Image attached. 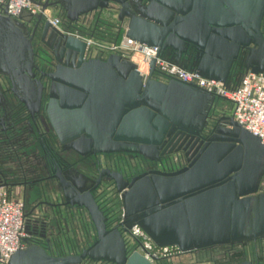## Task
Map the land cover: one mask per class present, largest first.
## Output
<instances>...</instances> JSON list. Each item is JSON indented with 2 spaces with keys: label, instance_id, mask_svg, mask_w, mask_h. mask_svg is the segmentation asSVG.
Segmentation results:
<instances>
[{
  "label": "water",
  "instance_id": "obj_1",
  "mask_svg": "<svg viewBox=\"0 0 264 264\" xmlns=\"http://www.w3.org/2000/svg\"><path fill=\"white\" fill-rule=\"evenodd\" d=\"M39 6L34 16L0 15V76L26 107L31 103L36 112L42 108L60 144L82 154H155L171 131L197 134L221 99L158 74L154 60L143 78L128 59L97 55L84 40L47 22L41 37L55 42L53 65L50 72L34 78L31 37L23 23L32 17L40 20L47 8L58 6L68 23L109 11L119 26L123 24L127 39L155 47L157 57L207 80L230 83L231 67L241 58L249 72L264 76L259 31L264 0H44ZM44 92L46 102L41 105ZM4 122L8 129L0 141V187L12 193L20 187L14 183L20 175L14 164L21 159L8 151L19 125L0 112V124ZM211 133L210 143L174 173L143 174L130 181L127 191L120 193L123 225L138 226L156 247L176 246L182 252L264 239V192L259 191L264 146L223 113ZM178 161L174 155L168 162ZM73 173L71 178L52 174L20 191L22 198L31 200L23 215L28 237L25 248L6 264H80L84 258L152 264L136 251L126 254L118 233L104 231L91 197V179ZM114 181L120 192L119 179ZM60 199L82 209L96 230V241L78 255L51 257L30 240L60 214L54 205Z\"/></svg>",
  "mask_w": 264,
  "mask_h": 264
},
{
  "label": "flooded vegetation",
  "instance_id": "obj_2",
  "mask_svg": "<svg viewBox=\"0 0 264 264\" xmlns=\"http://www.w3.org/2000/svg\"><path fill=\"white\" fill-rule=\"evenodd\" d=\"M51 1L54 0H48V2ZM48 9H55L61 13L59 25L64 27V25L75 24V22L68 23L64 20V14L58 6L47 8L42 13L40 20L32 17L29 23H23L28 37H31L32 63L34 65L31 68V73L34 74V78H39L40 74L50 72L53 65L51 56L56 49L55 42L52 39L47 40L46 37H41L44 22L50 25L49 19L51 18L47 16ZM99 19L100 16L95 22L96 31L94 34L96 36L94 38L97 40L107 37L106 40L108 41L104 40L103 42L110 43L109 35L113 34L114 26ZM259 31L264 40V15L260 20ZM241 61H243L242 58L232 65L231 81L236 82L248 72ZM160 78L163 77L160 76ZM10 90L11 87L7 79L0 76V112L6 117L16 120L18 122L16 124L19 125V130L14 134L8 151L10 154L17 152L18 158L21 159L14 164L18 174H20L14 183L20 187L33 188L52 174L58 173L61 176L71 178L74 176L73 170H76L78 173L87 175L91 179L89 189H91V197L100 213L99 218L102 221L104 231L118 233L126 254L136 251L142 256L143 253L138 240L131 235L133 226L127 228L122 224L123 210L120 193L127 191L130 181L139 175L146 174L148 176L156 172L169 174L184 167L186 159H191L192 155L194 156L201 148L210 143L208 139L213 135L211 133L212 128L217 118L222 115V107L218 101L209 110L201 130L197 134L178 130L171 131L168 137L162 140L163 142L155 154L149 151H145L146 154L144 155L131 152L95 155L88 152L82 154L83 152L72 150L68 144L58 142L42 108L36 112L34 107L29 105L31 103L26 107L19 97L12 94ZM29 96L30 94H27V97ZM45 102L46 94L44 92L41 105ZM223 114L230 116L226 112ZM7 129L8 126L5 122L0 124L1 143H3L2 139L7 136ZM174 155L178 156L179 159L176 165L168 162ZM24 169H26L27 174L24 173ZM114 178H118L122 185L120 192H117ZM3 188L10 196L8 188ZM54 205H57L60 214L47 221L45 227L38 228L36 236H30L31 243L37 245L46 255L51 257L80 254L96 241L97 234L94 226L82 209L69 206L62 199L55 202ZM212 252H214V256L210 255ZM147 260L152 264H159L162 261L168 262V260H176L172 264H264V239L257 238L245 245L227 244L186 252H182L173 246L167 254L151 257ZM80 264L112 263L90 261L84 258Z\"/></svg>",
  "mask_w": 264,
  "mask_h": 264
},
{
  "label": "built area",
  "instance_id": "obj_3",
  "mask_svg": "<svg viewBox=\"0 0 264 264\" xmlns=\"http://www.w3.org/2000/svg\"><path fill=\"white\" fill-rule=\"evenodd\" d=\"M41 2L43 0H0V15L18 19L20 14L25 12L34 16L40 12ZM49 23L50 26L64 32L59 26L58 18L49 19ZM71 35L79 38L77 35ZM84 41L86 46L98 47L100 52L116 54L128 59L135 64L136 70L143 78L147 75L149 62L154 60V69L158 74L184 84H193L200 90L231 103L232 114L230 116L233 121L255 136L264 146V76L262 74L248 71L233 85L207 80L193 70L182 69L176 64L157 57L155 47H146L127 39L123 30L117 42L103 45L102 42H100L102 44L93 43L90 38L86 37ZM23 215V201L13 199L3 187H0V264H6L13 253L25 248L23 240L28 235L25 231ZM131 235L138 240L146 259L165 255L173 247H156L136 226L131 228Z\"/></svg>",
  "mask_w": 264,
  "mask_h": 264
},
{
  "label": "rangeland",
  "instance_id": "obj_4",
  "mask_svg": "<svg viewBox=\"0 0 264 264\" xmlns=\"http://www.w3.org/2000/svg\"><path fill=\"white\" fill-rule=\"evenodd\" d=\"M48 10H49V13H48L47 16L49 18H58V20L60 21V19H61L62 16H61V13L58 10H55V9L54 10L48 9ZM96 13L95 12H92V13H89L87 15L81 16L77 20V22H75L76 25L75 24H73L71 26L64 25V27L61 26V25H59V26L64 31V33L69 34V35L74 34V35H77V36H84L86 38H90L93 43H100L101 41H104V40L105 41H108V40H106L107 37L105 39L99 38L97 40L94 38V36H96L94 34L95 31H96L95 22H96L97 17H98L97 16L98 14H96ZM109 13H110L109 11H102V12H100V19L99 20L100 21L102 20L105 23L106 22H109V25H113L114 28L117 27V28L123 30V24L119 26L117 24V22L114 20V18H112V16ZM100 44H102V43H100ZM98 52H100V51H98ZM234 83H235L234 81H231L229 84L233 85ZM219 103H220V105L222 107L221 108L222 113H225L226 112V113H229L230 115L232 114V105H231V103H229V102H227L225 100H220ZM261 183H262V181L260 182V191L261 192H264V189H262ZM210 255L214 256V252H212ZM175 261L176 260H173V261H169L168 260V262L162 261L159 264H172Z\"/></svg>",
  "mask_w": 264,
  "mask_h": 264
},
{
  "label": "crops",
  "instance_id": "obj_5",
  "mask_svg": "<svg viewBox=\"0 0 264 264\" xmlns=\"http://www.w3.org/2000/svg\"><path fill=\"white\" fill-rule=\"evenodd\" d=\"M80 39L84 40V36H78ZM104 44H106L105 42L101 41ZM91 51H93L95 54L98 53V47H91ZM24 173L27 174L26 172V169H24ZM23 188H26V187H18V188H14L13 189V192L10 193V197H12L13 199H19V200H22L23 203H24V213H26L28 210H29V204L31 200H27L25 198H22V196H20V191L23 189ZM9 191V190H8ZM28 201V202H27Z\"/></svg>",
  "mask_w": 264,
  "mask_h": 264
},
{
  "label": "trees",
  "instance_id": "obj_6",
  "mask_svg": "<svg viewBox=\"0 0 264 264\" xmlns=\"http://www.w3.org/2000/svg\"><path fill=\"white\" fill-rule=\"evenodd\" d=\"M121 35H122V30L116 27L113 30V34L109 35L110 37L109 41L117 42L120 39ZM261 186H262V189H264V179L262 180Z\"/></svg>",
  "mask_w": 264,
  "mask_h": 264
}]
</instances>
